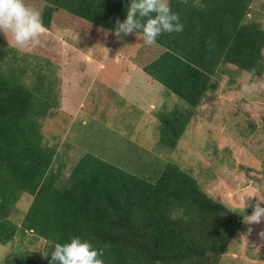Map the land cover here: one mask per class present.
Masks as SVG:
<instances>
[{
  "label": "trees",
  "instance_id": "16d2710c",
  "mask_svg": "<svg viewBox=\"0 0 264 264\" xmlns=\"http://www.w3.org/2000/svg\"><path fill=\"white\" fill-rule=\"evenodd\" d=\"M40 1L45 3L42 23L53 34L59 31L52 23L59 12L73 27L64 25L70 33L83 28V43L80 39L76 45L85 52L113 48L117 36L112 30L117 18H125L129 3ZM254 1L170 0L184 30L161 34L157 44L164 52L143 71L194 111L228 65L253 78L264 77V28L248 19ZM4 57L0 51V244H10L20 232L48 245L79 235L103 249L104 264L221 263L252 209L232 211L176 162L165 163L149 177L87 153L65 175L66 160L57 144L45 143L42 133V122L54 105L43 90L41 69L32 68L36 78L30 85L24 79L28 65L7 71ZM103 57L98 52L95 58ZM156 115L160 144L174 152L195 114L174 109ZM24 194L33 201L19 226L11 217ZM49 260L50 256L42 259L25 252L9 257L5 264H49Z\"/></svg>",
  "mask_w": 264,
  "mask_h": 264
},
{
  "label": "rangeland",
  "instance_id": "374dc122",
  "mask_svg": "<svg viewBox=\"0 0 264 264\" xmlns=\"http://www.w3.org/2000/svg\"><path fill=\"white\" fill-rule=\"evenodd\" d=\"M26 3L37 9L42 19L45 3ZM65 17V13H57L52 23L59 31L53 34L46 29L35 47L29 44L18 48L11 33L0 32L3 69L28 65L24 79L30 85L36 78L32 68L42 71L43 90L54 105L42 122V133L45 143L57 144L66 160L65 175L69 176L87 153L149 177L156 168L176 162L195 175L203 190L232 211L240 212L244 201L246 212L257 202L264 206V77L253 78L228 65L215 78V89L194 111L144 75L142 69L130 66L131 72H127L121 63L112 62L119 55L142 67L156 60L163 47L142 44L136 35H128L117 37L111 49L85 52L76 45L80 39L83 43V28L70 33L65 26L73 27ZM248 19L264 28V0L254 1ZM98 52L104 55L103 60L95 58ZM94 64L98 71L90 67ZM174 109L184 114L192 112L195 117L173 152L160 144L156 113ZM135 151L137 156L132 154ZM32 201L33 197L24 194L17 204L11 219L19 226ZM47 249L45 240L20 232L10 244H0V264L25 252L44 259L42 253ZM220 264H264V219L244 220Z\"/></svg>",
  "mask_w": 264,
  "mask_h": 264
},
{
  "label": "clouds",
  "instance_id": "9594fccd",
  "mask_svg": "<svg viewBox=\"0 0 264 264\" xmlns=\"http://www.w3.org/2000/svg\"><path fill=\"white\" fill-rule=\"evenodd\" d=\"M183 30L184 24L179 13L172 10L170 0H129L125 18H117L112 31L120 39L136 35L142 39V44L152 46L158 43L161 34L181 33ZM0 32L11 33L15 45L24 48L29 44L33 47L39 45L46 28L41 13L28 6L26 0H0ZM245 207L244 201L240 213ZM251 207L253 211L245 217L246 221L260 222L264 219L261 202ZM48 246L51 251L42 255L50 256L49 264H104L103 249L79 235L71 236L65 242L51 241Z\"/></svg>",
  "mask_w": 264,
  "mask_h": 264
},
{
  "label": "crops",
  "instance_id": "0c3cea01",
  "mask_svg": "<svg viewBox=\"0 0 264 264\" xmlns=\"http://www.w3.org/2000/svg\"><path fill=\"white\" fill-rule=\"evenodd\" d=\"M37 1H40V0H37ZM93 58H94V57H92V59H93ZM112 62H114L115 64H116V63H121L122 66H123V68H124L127 72H131V70H129V69H130V66H134V67L138 68L139 70L142 69V71H143V66L141 67V66H139V65H137V66H136V65H133L132 63H130V62L128 61V59H126V58H120L119 55H115L114 58L112 59ZM86 63H87V62H86ZM97 63H98V62L96 61V64H97ZM96 64H94V65H92V66L89 65V66H90L91 68H92V67H95V68L97 67V71H98L99 68H98V66H97ZM119 68H120V67H118V69H119ZM136 68H135V69H136ZM94 71H96V69H95ZM126 71H125V74L127 73ZM89 72H90V71H89ZM143 72H144V71H143ZM90 74H91V73H90ZM144 75H146L145 72H144ZM124 76H125V75H123V77H122V80H123V81H125ZM147 76H148V75H147ZM148 77H149V76H148ZM149 78H151V77H149ZM161 89H162V88H161ZM115 93H116L117 95H119L120 97H123V98H124V96H121L120 94H118V92H115Z\"/></svg>",
  "mask_w": 264,
  "mask_h": 264
}]
</instances>
